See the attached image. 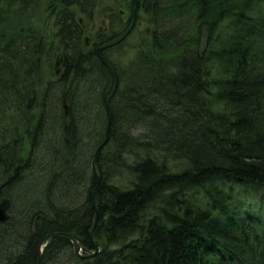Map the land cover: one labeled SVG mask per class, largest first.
<instances>
[{"label":"trees","instance_id":"trees-1","mask_svg":"<svg viewBox=\"0 0 264 264\" xmlns=\"http://www.w3.org/2000/svg\"><path fill=\"white\" fill-rule=\"evenodd\" d=\"M39 2L0 0V116L14 111L22 124L34 123L24 130L22 153L11 145L0 155V181L7 177L0 199L12 200L9 220L0 223V264H36L39 241L53 233L74 237L91 257L78 258L70 240L59 236L47 243L40 264H264V0L139 1L131 34L101 53L119 86L96 190L91 162L105 137L113 81L94 48L109 32L96 31L86 48L81 27L68 25L66 11L54 12L61 76L47 83L41 100H57L48 116H58L59 128L49 129L43 107L34 113L37 83L11 59L26 50L44 53L43 37L4 26L11 8L33 9ZM79 3L73 4L89 10ZM132 9V0H125L129 14L115 35L126 29ZM130 39V58L120 65L116 54ZM169 51L171 66L164 64ZM135 58L138 73L131 70ZM50 130L55 138L44 142ZM40 138L55 157L43 197L51 217L32 204L33 196L21 202L15 195L34 171ZM47 169L40 166L44 178ZM54 189L71 197L72 209L58 210ZM94 191L97 253L89 236Z\"/></svg>","mask_w":264,"mask_h":264},{"label":"rangeland","instance_id":"rangeland-1","mask_svg":"<svg viewBox=\"0 0 264 264\" xmlns=\"http://www.w3.org/2000/svg\"><path fill=\"white\" fill-rule=\"evenodd\" d=\"M78 1H81V0H76V2ZM96 1H97V4H96ZM28 2H31V0H28ZM48 2L49 0H40L39 4L35 8L29 9L28 7H25L23 8V10H18L17 12H14L13 8H11L8 12L7 21L4 24V26L10 28L13 31V33L24 31V29L26 28V29H30V31L31 30H33L34 32L37 31V33L43 37V41L45 42V46L43 48L44 53L39 51L38 55H34L29 50H26L25 55L20 54L21 56L19 57L17 56L15 60H14V56H11V59H13L14 61L12 62L13 64L16 62H20L24 66V69H27L28 71H30L31 75L33 76L31 77L34 79L35 84L37 83L36 84L37 94L41 96L40 100H38L36 103L38 107L35 109L34 113L39 114L40 112L39 107H43V112L45 114L44 116L45 118L48 119L45 122V124L50 126L49 129L54 130L52 128V126L54 125H55L54 128L56 129L59 128V123L57 122V120H59L58 116L55 115L54 117L53 116L49 117L48 115L50 113V110L52 109V106L54 104L56 105L57 100L56 102L55 100L52 101V99H47L44 102L41 100L44 92L47 90V88H49L48 85L49 84L51 85L52 82L55 83V80L59 76H61V71L59 70V67L56 64L58 60V55H55L56 40L53 36L54 32H56V29H57L56 24H54L57 22V18L53 14L52 11L51 12L48 11V8H47ZM110 2H111L110 0H89L87 3H85L84 1H81L80 3L78 2L79 4L84 5V6H87L86 4H88L89 7L91 4H96L95 11L90 15L93 18L87 19L85 18V16L81 15L80 16V18L82 19L81 24L83 25L86 24V27L88 25L89 30H93L95 27L96 28L99 27L100 23L103 22L101 18L104 15V14L102 15V10L106 7L107 4L110 5ZM57 8L59 9L60 7H57ZM89 11L91 12V9H89ZM24 22L26 23V25L24 24ZM80 27H81L80 28L81 29L80 32H81L83 29V26H80ZM143 29H144L143 25L140 24L137 31L140 32V31H143ZM86 40L88 41V45L86 46V48H90L91 45L89 43V38L84 36L83 42H85ZM131 43H134L133 39H130L125 44V49L123 50L122 53L118 51V53L116 54L115 59L118 60V63H120V65L124 63L126 60H129L130 55H131V51H130L131 46H132ZM30 55H34L35 57L30 56ZM173 56L174 55L170 51L166 52L164 56V62H165L164 64L167 66H171L173 62ZM138 62L139 60L137 58L133 60L131 70L134 73H138V70H139ZM56 69L58 70V72ZM137 79H138L137 77H134V80H137ZM79 82L80 83L75 87L76 91L83 90V88L86 85V79L79 81ZM47 83L49 84L47 85ZM52 88L54 87L52 86ZM56 91L59 92V90H56ZM65 96H66V93L63 92L62 100L66 98ZM64 105H66L65 102L63 104V110H64V116L67 117L68 115L67 106H64ZM30 126L27 127L24 123L22 124V120L19 119V116L16 115L14 111L9 112L7 116L6 115L0 116V143L4 144V147H5V150L3 151L0 150V155L4 156L5 151L10 150L11 145L15 149L14 153L15 152L17 154L22 153L24 149H26V147L28 146V135H26L24 130H26ZM43 138L46 139L44 140V142L48 141L47 139L49 140L54 139L55 138L54 131L50 130L49 134L48 135L46 134V136ZM41 141H42V138H40V143H39L40 146L34 150V152L32 153V157H31L33 161L32 163H33L34 171H30L28 173L25 179L26 183H24L23 187L21 188V191L17 192L15 195L19 196V201L21 202H23V200H28L27 195H29L30 197L33 196L32 204H35L37 202L38 209H41L42 211H44L47 217H51L50 210L46 206L47 203L45 202L43 203V197L46 194L45 188L49 186V182H52V181H49V179L51 177V169H53L51 167V164H54L53 160L55 159V157L50 150L49 151L47 150L48 148H46L45 145L41 146ZM63 145H65V142H63ZM19 146L23 147L24 149H19ZM41 147L43 151H41ZM22 158H24L25 160L24 156H22ZM9 165H10V162L7 163L5 166H9ZM40 166L44 167V169H47L49 167L47 170L50 172V174L47 175L46 178H44L43 175L40 174ZM6 178H3V180L1 181H5ZM31 186L34 188L32 193L30 189ZM52 191L53 192L50 193V197H52L53 200L56 201L54 204L57 206L58 210H59V207L62 208V206H64L65 209L73 208L72 203H71V197L68 200L61 193L59 192L56 193L57 192L56 189ZM2 199L4 200L7 198H2ZM57 199H59L61 204L57 203L58 202ZM8 200L10 201V203L12 202V200L10 199ZM46 237H48V235L43 237L39 241L38 250L40 249L41 251L42 249L43 251L46 248V245L49 242V240L42 243V240L45 239ZM40 262H41V259H40Z\"/></svg>","mask_w":264,"mask_h":264},{"label":"water","instance_id":"water-1","mask_svg":"<svg viewBox=\"0 0 264 264\" xmlns=\"http://www.w3.org/2000/svg\"><path fill=\"white\" fill-rule=\"evenodd\" d=\"M137 14H138V4H137V0L135 1V7L133 10V14H132V18L130 20V23L128 24V26L126 27V29L120 33L118 36H116L114 39L109 40L105 43H103L102 45H100L97 49H96V54L98 59L102 62V64L105 66V68L111 73L112 75V88L105 100V110H106V118H107V123H106V130H105V137L104 140L96 147L95 151H94V156L91 162V169L92 172L94 174L95 177V181H96V186H95V190L98 189L99 185H100V174L97 170V161H98V157L99 154L102 150V148L109 142V137H110V125H111V120H112V113H111V109H110V102L112 100V98L114 97L117 89H118V78L116 75V72L114 71L113 67L110 65V63L108 61H106L104 59V57L101 55V52L103 50H106L108 48H111L119 43H122L131 33V31L133 30L135 23H136V19H137ZM95 191L92 197V204L94 206L95 209V216L94 219L91 223V227L89 230V236L90 238L93 240V245H94V253L99 251V245L96 241H94L93 239V232H94V228L96 226V222H97V211H96V206H95ZM10 201L8 199H2L0 200V223H4L6 222L9 218L10 215L8 213L9 209H10ZM58 236V235H54V234H50L48 235V237H46L45 239L42 240V243L48 241L49 239ZM66 238H68V235H64ZM72 245H73V249L75 251V254H77L80 251V247L77 243V241L72 238H68ZM41 252L40 249L38 250V256H37V262L36 264L40 263V259H41ZM93 254V253H92Z\"/></svg>","mask_w":264,"mask_h":264},{"label":"flooded vegetation","instance_id":"flooded-vegetation-1","mask_svg":"<svg viewBox=\"0 0 264 264\" xmlns=\"http://www.w3.org/2000/svg\"><path fill=\"white\" fill-rule=\"evenodd\" d=\"M110 1H111L110 5L107 4L106 7L102 10V15L104 14L103 17H101L103 22L100 23L99 27H97V28L95 27L93 30H89V26L87 25V27H86V24L85 25L81 24L82 23L81 18L79 20V22H80L79 26H83V29L80 32V35H81L80 37L86 36L87 38H89V43L91 46L94 45V39H95L92 35L98 30H101V32L108 30L110 38L107 39V41L112 40L116 36H118L120 33L118 35H115L114 33L116 32L117 28L120 25H122L121 24L122 18L125 16L127 17V15L129 14V12L127 10H125V0H110ZM135 1L136 0H132V2H133V9L131 11L132 14H133V10L135 7ZM139 1L140 0H137L138 13H139V9H140ZM74 2H76V0H49L47 8H48V11L49 12L52 11L53 14L55 11H66L67 18L70 20V23L68 25L71 26V24L73 22L72 18H73L75 9L77 7L75 4H73ZM57 7H60V8L58 9ZM90 7H91V5H90ZM90 7H89V9H90ZM95 8H96V6H94L91 9V12L89 10L88 11H82L80 13V16L83 15L87 19L93 18L90 15L95 11ZM68 12L71 13V16L68 15ZM132 14H131V18H132ZM54 15L56 16V13ZM131 18H130V20H131ZM130 20H129V23H130ZM55 33L56 32H54V34ZM82 39L84 40V37H82ZM102 40H103V37H102ZM107 41L102 42L101 44H99L97 47L94 48L95 55H97L96 49L100 45H102L103 43H105ZM84 45L86 47L88 45V43L85 41ZM117 45H115V46H117ZM115 46H113V47H115ZM113 47H111V48H113ZM111 48H108V49L111 50ZM108 49H106V50H108ZM55 55H59V54L55 53ZM57 66H58V64H57ZM57 72H58V70H57Z\"/></svg>","mask_w":264,"mask_h":264},{"label":"bare ground","instance_id":"bare-ground-1","mask_svg":"<svg viewBox=\"0 0 264 264\" xmlns=\"http://www.w3.org/2000/svg\"><path fill=\"white\" fill-rule=\"evenodd\" d=\"M32 9V8H31ZM82 12V10L79 8V6H77L76 7V9H75V12H74V15H73V18H72V24H71V26H74V25H78L79 26V24H80V22H79V20H80V13ZM77 35V34H76ZM78 37H79V34L77 35ZM86 42L88 43V41L86 40ZM112 88V87H111ZM111 103V102H110ZM56 235H58V236H55V237H53V238H56V237H59V236H62V237H65V236H63V234L64 233H55ZM54 234V235H55ZM64 235H67V234H64ZM68 238H70V239H72V238H74V237H72V236H70V235H68L67 236ZM53 238H51V239H53ZM66 238V237H65ZM67 238V239H68ZM51 239H49V241L51 240ZM75 239V238H74ZM76 240V239H75ZM77 241V240H76ZM71 242V241H70ZM78 243V242H77ZM72 244V243H71ZM79 245V244H78ZM79 247H80V245H79ZM72 250H73V252L75 253V251H74V249L72 248ZM41 251H42V249H41ZM43 252V251H42ZM42 252H41V254H42ZM97 253V252H96ZM78 258H80V259H85V258H89V257H91L89 254H84L83 253V251H82V248L80 247V251L77 253V254H75ZM37 262V261H36ZM40 264V263H39Z\"/></svg>","mask_w":264,"mask_h":264}]
</instances>
